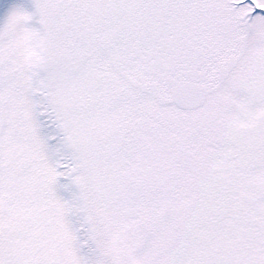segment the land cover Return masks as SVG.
Returning <instances> with one entry per match:
<instances>
[{
  "label": "snow or ice",
  "instance_id": "6c2138e0",
  "mask_svg": "<svg viewBox=\"0 0 264 264\" xmlns=\"http://www.w3.org/2000/svg\"><path fill=\"white\" fill-rule=\"evenodd\" d=\"M0 22V264H264V0H32Z\"/></svg>",
  "mask_w": 264,
  "mask_h": 264
},
{
  "label": "rangeland",
  "instance_id": "374dc122",
  "mask_svg": "<svg viewBox=\"0 0 264 264\" xmlns=\"http://www.w3.org/2000/svg\"><path fill=\"white\" fill-rule=\"evenodd\" d=\"M17 7L31 11L33 8L32 0H0V22L5 19L11 10Z\"/></svg>",
  "mask_w": 264,
  "mask_h": 264
}]
</instances>
